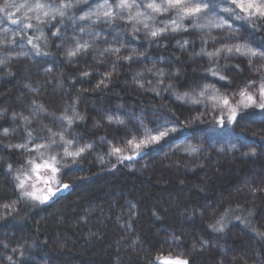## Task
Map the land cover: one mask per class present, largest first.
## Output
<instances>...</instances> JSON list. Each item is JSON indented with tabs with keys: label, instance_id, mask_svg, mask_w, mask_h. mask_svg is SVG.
<instances>
[{
	"label": "trees",
	"instance_id": "1",
	"mask_svg": "<svg viewBox=\"0 0 264 264\" xmlns=\"http://www.w3.org/2000/svg\"><path fill=\"white\" fill-rule=\"evenodd\" d=\"M6 2L20 5L33 0H0V8ZM41 2H71L76 7L55 20L40 13V21L26 9L9 8L13 18L21 21L18 25L0 11V126L9 129L7 137L0 135V264H156L155 258L164 255H181L190 264H264V111L250 108L244 119L238 117L237 123L218 128L210 110L195 106L197 111L176 99L185 92L196 95L202 84L232 96L247 81L264 80V61L254 59L249 64L245 57L225 53L210 61L201 49L213 52L233 43L223 40L226 33L215 28L193 30L185 20L189 31L153 38L139 23L159 27L161 20L167 22L174 15L171 12L146 20L137 12L151 10L133 7L131 20L128 10L123 19L116 10L115 19L105 23L103 12L108 5L96 8L104 0ZM147 2L136 0L137 4ZM109 4L115 7L113 0ZM25 13L32 19L25 20ZM81 15L91 19H76ZM26 23L33 27L25 28ZM241 23L235 21L234 27ZM133 25L139 31L134 32ZM55 30L58 36L52 35ZM13 37L17 43L11 42ZM29 37L48 54H32L35 49L27 43ZM261 37L264 30L257 34V44ZM76 40L90 47L69 58L66 52L75 48ZM185 40L188 43L181 47ZM114 48H120L118 55L104 52ZM137 54L142 55L137 58ZM127 55L133 59L122 58ZM209 67L228 79L213 77ZM157 69H164L162 84H158ZM176 72L178 76L173 75ZM101 79L107 87L97 88ZM168 84L173 89L165 91ZM34 101L44 111H35ZM73 111L82 119H74L65 129L57 117ZM116 112L133 131L138 119L148 128L155 127L153 121L178 120L181 130L143 158L113 169L114 157L103 165L94 157L109 159V147L101 137L123 146L122 130L104 119L106 113ZM197 116L200 121L190 123ZM48 129L62 131L65 139L78 137L81 146L91 142L94 149L93 156L81 161L83 171L61 175L70 188L39 205L22 197L14 186L13 174L20 173L26 156L9 145L25 143L28 132L40 142L36 137L48 135ZM201 142L206 151L200 154L183 150ZM229 142L238 148L228 149ZM221 147L224 152L218 151ZM252 148L256 155H244ZM67 163L71 168V162ZM217 221L222 231L210 227Z\"/></svg>",
	"mask_w": 264,
	"mask_h": 264
},
{
	"label": "snow or ice",
	"instance_id": "2",
	"mask_svg": "<svg viewBox=\"0 0 264 264\" xmlns=\"http://www.w3.org/2000/svg\"><path fill=\"white\" fill-rule=\"evenodd\" d=\"M80 3V0H77V4ZM115 7L113 8L112 4H109V0H104V4H97L96 8H103L104 5H108V9L103 12V16L107 19L105 23H111L115 19L113 12H117L123 19L124 10H128L130 20L131 9L133 7L140 8L144 7L150 12L141 13L137 12V16L144 15L146 20H154L155 15H164L165 13H173L172 17L160 21L159 27H151L148 23L141 20L139 23L143 24L144 29H147V35L156 38L161 36H166L170 34H175L178 32H187L189 31L188 26L185 24V20L188 21V24L191 25L193 30L204 28H215L220 32H225L226 35L223 36V40L232 41L233 43H224L221 47L216 48L213 52H205L204 49L201 51L208 57L211 61L214 58H218L221 53H225L228 56H240L248 59V63L251 64L254 59L259 61H264V37H261L262 42L257 44L256 38L257 34L264 30V0H160L159 3L156 0H148L146 4L140 3L137 4L136 0H113ZM211 5V7H210ZM226 5V6H224ZM16 8L17 12L20 10L26 9V12L35 13V19L40 21V13L46 18L55 20L57 15L61 18L65 17L66 9L70 7H76V5L71 2L64 3H51V2H41V0H33L31 3L17 5L15 3L6 2L0 11L5 12V19L12 20L13 24H20L21 21H18L13 18V13L9 12V8ZM223 13L224 15H221ZM71 18V17H70ZM32 17H28L25 13V20H30ZM78 20H88L91 19V16L81 15L77 17ZM207 20L206 24L200 23L201 20ZM242 21V23L234 27L235 21ZM43 23V21H41ZM31 23H26L25 28H32ZM25 28L20 29L24 31ZM6 32L9 30H5ZM14 31V30H13ZM80 32L84 31V28L79 29ZM133 31H139L138 28L133 25ZM59 30L53 32V36H58ZM215 40V38H213ZM12 43H17L13 37ZM27 43L32 45V48L35 49L34 55H47L46 52H41L38 44H34L31 37L27 39ZM188 41H184L181 47H184ZM207 43V41H204ZM19 46H22L19 45ZM90 45L87 42L81 43L79 40L75 41V48L69 49L66 52V55L69 58L75 57L79 52H87ZM105 53L112 55H118L120 48L114 49H105ZM135 53V49L132 50ZM29 53H25L28 55ZM104 53H101L103 55ZM137 54V58H139ZM124 60L131 61L133 59L132 55H127L122 57ZM3 63V61H0ZM235 67H239L236 65ZM115 68V64H113ZM46 72H51V68H45ZM149 72L152 69H148ZM207 71L220 81H225L228 79L227 76L221 75L218 71L209 67ZM84 76L90 75L88 72L83 73ZM142 73H137V76H141ZM155 75L160 77L158 84L163 83L164 69H157ZM174 76H178L179 72L173 73ZM106 76H111V73H107ZM134 82L138 83L140 87H143V83L134 77ZM151 85V81L148 82ZM100 85H104L105 81L101 79L97 84V88ZM25 87H30L25 85ZM200 90L196 95H191L189 92L183 93V95H176L177 100H181L185 104L193 105L195 110L198 111V107L202 106L206 111H211L213 113V119L221 127L226 126L227 124H235L238 122V117L240 119L245 118L247 110L259 109L264 111V80L259 82L249 80L246 84L239 89L238 93L229 96L219 92V89L208 84L198 85ZM249 91V89H253ZM173 89L172 84H168L164 89L169 91ZM32 91H36L32 89ZM195 92V89H192ZM174 94V93H173ZM157 96L160 95V92L156 93ZM70 105V107H73ZM35 111H44L43 106H36L35 101L33 102ZM67 112V109L65 110ZM16 119L15 114L13 115V120ZM26 123H30L27 117H24ZM61 121V124L64 125L65 129L70 128L75 120L82 119V117L73 111L72 115H63L57 117ZM104 119H106L109 125H115L120 128L123 132V137H121L123 146L119 144H114L111 140H108L105 137H101V141L108 145L109 151L107 153L108 161L105 160L104 156H95L102 165L105 163L111 162V159L114 157L116 163L112 164L113 169L116 167V164L124 165L125 162L136 161L137 158H143L145 154L148 153L152 147L159 145L161 142H166L168 139L176 136L181 128H178L177 125H180V121H170L165 119L163 121H153L155 124L154 128H148L145 122L142 119L136 121V131L129 129L125 119L121 118L119 112L112 114H105ZM200 121V116L195 117L190 123H195ZM97 126L99 122H97ZM143 130V131H140ZM15 131V129H13ZM48 135L36 137L35 142L31 137L32 133L28 132L27 135L29 139L23 144L9 145L17 150H22L23 154H27L24 163L28 166V171L24 172L23 178L21 173H14V180L16 181L15 187L20 190V195L29 200L35 201L37 204H44L48 202L51 198L56 197L58 193L67 190L70 188L69 183L62 182L59 177L60 175H67V172L62 173V169L69 168L68 161L71 162L72 167L70 171H83L81 161H85L89 156H93L94 144L89 142L81 146L79 143L78 137H73L71 139H65L64 133L57 132L52 133L51 129H48ZM139 134V138H137ZM0 135L7 137L9 135L8 128H2L0 126ZM119 135V134H118ZM130 137V138H127ZM116 139V137H113ZM29 145H32L29 147ZM226 147L228 149H237L238 145L229 142ZM188 155H197L203 151H206L203 143L197 144H188L183 149ZM220 152L225 151V147L218 149ZM244 155L254 156L256 151L254 148L250 149L248 153ZM9 172H12V166L8 165ZM29 172L31 174H29ZM43 173H48L47 178H44ZM85 177H77V179H84ZM31 183L29 184V182ZM42 183L45 185L44 188H37L36 184ZM26 185L32 190L29 191L26 189ZM55 185V186H53ZM5 207H9L5 205ZM134 208V206H131ZM219 225V227H217ZM210 227L216 231H222L223 225L220 221H217L216 225H211ZM203 244H207V241H202ZM6 247V245H5ZM15 252L16 249H13ZM21 255L23 252L21 251ZM11 260V257L8 258ZM156 262L162 261V264H189L187 259H184L181 255L169 256L167 258H162L157 256L155 258ZM14 264V262H13Z\"/></svg>",
	"mask_w": 264,
	"mask_h": 264
},
{
	"label": "rangeland",
	"instance_id": "3",
	"mask_svg": "<svg viewBox=\"0 0 264 264\" xmlns=\"http://www.w3.org/2000/svg\"><path fill=\"white\" fill-rule=\"evenodd\" d=\"M53 32H57L56 30L55 31H53ZM212 117H213V114H212ZM226 125H227V121H226ZM214 126H217L218 128H221L217 123H216V121L214 120ZM232 130V129H231ZM27 154H25V156H26ZM70 168H66L65 170H66V172L68 173V174H72V173H74L75 171H70L69 170ZM26 171H28V166L25 164V165H23L22 167H21V170H20V173H21V176H22V178H23V173L24 172H26ZM29 174H31L30 172H29ZM43 175H44V178L46 179L47 178V176H48V173H43ZM59 179L62 181V179H61V175H60V177H59ZM63 182V181H62ZM31 183V181L29 182V184ZM53 186H55V185H53ZM36 187L37 188H44L45 187V185H43L42 183H37L36 184ZM26 189L27 190H29V191H31L32 189L30 188V187H28L27 185H26ZM61 193V192H60ZM59 194V193H58ZM27 199V198H26ZM52 199V198H51ZM27 200H29V199H27ZM33 204L35 203V201H32V200H30ZM39 205H42V204H39Z\"/></svg>",
	"mask_w": 264,
	"mask_h": 264
},
{
	"label": "water",
	"instance_id": "4",
	"mask_svg": "<svg viewBox=\"0 0 264 264\" xmlns=\"http://www.w3.org/2000/svg\"><path fill=\"white\" fill-rule=\"evenodd\" d=\"M68 190V189H67ZM67 190H64V191H67ZM167 257H169V255H164V256H162V258H167ZM184 259H187V258H185V257H183ZM188 260V262H189V259H187ZM156 264H162V261H160V262H156ZM189 264H190V262H189Z\"/></svg>",
	"mask_w": 264,
	"mask_h": 264
}]
</instances>
